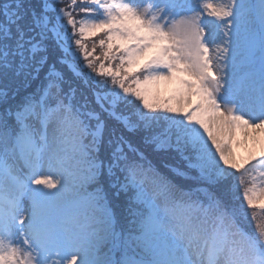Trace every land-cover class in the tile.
Wrapping results in <instances>:
<instances>
[{"label": "snow or ice", "instance_id": "snow-or-ice-1", "mask_svg": "<svg viewBox=\"0 0 264 264\" xmlns=\"http://www.w3.org/2000/svg\"><path fill=\"white\" fill-rule=\"evenodd\" d=\"M0 264H264V0H0Z\"/></svg>", "mask_w": 264, "mask_h": 264}, {"label": "rangeland", "instance_id": "rangeland-1", "mask_svg": "<svg viewBox=\"0 0 264 264\" xmlns=\"http://www.w3.org/2000/svg\"><path fill=\"white\" fill-rule=\"evenodd\" d=\"M247 147H248V148H251L252 146H251V144H249ZM237 151H238V153H239V156H241V157L247 155V151L245 150L244 147H240V148H238Z\"/></svg>", "mask_w": 264, "mask_h": 264}, {"label": "trees", "instance_id": "trees-1", "mask_svg": "<svg viewBox=\"0 0 264 264\" xmlns=\"http://www.w3.org/2000/svg\"><path fill=\"white\" fill-rule=\"evenodd\" d=\"M91 45L89 44V47H90ZM116 211L119 213V211H120V209H116Z\"/></svg>", "mask_w": 264, "mask_h": 264}]
</instances>
